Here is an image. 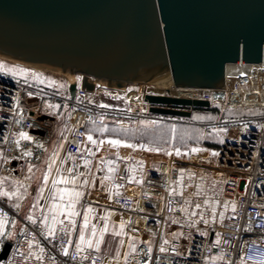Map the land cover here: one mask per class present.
<instances>
[{
  "label": "built area",
  "instance_id": "2783aa9c",
  "mask_svg": "<svg viewBox=\"0 0 264 264\" xmlns=\"http://www.w3.org/2000/svg\"><path fill=\"white\" fill-rule=\"evenodd\" d=\"M232 64L230 80L226 76L222 89L184 88L187 90L178 94L164 93L218 106V118L209 124L153 114L145 100L139 114L134 107L111 110L97 104L96 91L82 89L79 80L74 82L77 89L72 98L71 83L66 89L45 87L15 78L0 68V193L3 179L24 180L30 187L33 171L44 161L52 127H56L58 107L63 106L64 129L51 173L46 174L47 186L63 163L72 176L83 165L90 172L110 174L108 188L89 187L82 205L96 204L125 216L127 232L139 238V248L144 252L143 258L126 264H264V63ZM239 109L263 112L242 118L222 117ZM41 116L48 119L40 120ZM110 118L119 125L144 119L218 127L225 134L216 149L199 144L168 149L134 139L130 143L134 152L158 149L166 156L160 164L145 167L136 155L128 159L114 153L98 157L99 143L88 144V126ZM193 148L200 151L193 152ZM132 179H140V184L134 193H126ZM12 196L0 195V220L4 222L0 251L6 242L12 244L0 264H105L100 251L81 243L76 223L64 220L55 227L54 236H49L41 221L33 224L20 216L10 205Z\"/></svg>",
  "mask_w": 264,
  "mask_h": 264
},
{
  "label": "water",
  "instance_id": "95a60500",
  "mask_svg": "<svg viewBox=\"0 0 264 264\" xmlns=\"http://www.w3.org/2000/svg\"><path fill=\"white\" fill-rule=\"evenodd\" d=\"M0 56L79 76L93 93L168 76L175 87L222 89L227 64L264 63V0H0ZM69 89L74 98L77 84ZM144 100L181 118L192 112L179 107H210L152 92Z\"/></svg>",
  "mask_w": 264,
  "mask_h": 264
},
{
  "label": "rangeland",
  "instance_id": "374dc122",
  "mask_svg": "<svg viewBox=\"0 0 264 264\" xmlns=\"http://www.w3.org/2000/svg\"><path fill=\"white\" fill-rule=\"evenodd\" d=\"M0 62L4 66L3 69L8 74L26 82H32L41 86L52 88H54V86H58L59 89H66L67 85L69 84L68 79L64 78L63 75H57L39 68H33L27 65L17 64L7 59H0ZM232 68L233 65H230V72H232ZM13 69L23 71H16V73L13 74V72L11 71ZM76 78L77 80H79V76H77ZM153 87L158 88L155 86V84H152L150 86L133 84L121 90L99 87L100 91L97 92L94 98H96L97 102H100L108 107L117 108L122 111H129L132 107H134L136 110L135 112L139 114V111L143 110L144 108V92L150 93L151 91L154 94H158L157 92H153ZM146 89L150 91H146ZM164 93L165 92H163L162 94ZM58 108L59 109L56 127H52L50 138L47 141L45 160H47L50 154L53 153L54 147L56 145L59 147L60 137L63 133L64 122L66 117V108L63 106H59ZM231 113L236 114L234 112ZM217 118L218 116H216V114L205 113L199 116L197 119L202 121V124H209ZM200 127L201 128L196 129L187 125L180 126L178 124L174 125L172 123H170L169 125L163 123L159 124L157 122L147 121L144 119L137 120L133 125H119L116 123L115 120L110 118L105 120L102 125L90 129L88 131V136L91 135L93 141H109L113 139L112 137L115 133H122V135L127 137V141L141 139L148 141L155 146L161 145L164 148L168 149L176 146H186L189 143L199 144L203 147L211 149V147L205 145V143L212 141L220 143L222 138L224 137L225 133L224 131H221L222 129L220 128L219 130L216 129L209 131V129L205 128L204 126ZM43 173L44 172L33 173L35 178L33 184H37L44 181L43 177H41L43 176ZM24 182V180L10 182L7 179H3L1 180V191L2 193L8 192L10 195H13L12 199L9 202L15 207L16 210L19 211L22 216H33L32 189L30 187H26V185H24ZM31 184L32 182H30V186ZM17 204H19V208L15 206ZM84 229L85 226L82 225L81 231H83ZM117 229L118 228L115 229L114 233L110 231L111 233L106 234V236L102 239L99 238L98 240H93L95 245L97 241H100V251H102V253L106 257L114 258L117 250H120L122 248L125 241L133 243L130 239H128L130 238L128 234H126L124 231L119 232V230ZM117 233H119V235H117Z\"/></svg>",
  "mask_w": 264,
  "mask_h": 264
},
{
  "label": "crops",
  "instance_id": "0c3cea01",
  "mask_svg": "<svg viewBox=\"0 0 264 264\" xmlns=\"http://www.w3.org/2000/svg\"><path fill=\"white\" fill-rule=\"evenodd\" d=\"M98 91H100V88L96 90L95 96ZM94 101L101 106L104 105L100 102H97L96 98H94ZM105 108L121 111L117 108L108 107V106H106ZM112 138H113L112 140L120 141V144L118 145L110 144L109 141L111 140L109 141L108 140H96L97 143H99V149L96 151V155L98 157L114 153V154H118L123 159H128L131 155H136L138 156V159H140V161L145 163L144 164L145 167L147 165H158L160 164V160L166 158V156L164 155V151L155 149L154 151L150 153L134 152L131 149V147L127 146V145H130L131 141L120 140L117 137H112ZM87 140H88V144L96 142L93 140L90 141L88 139V135H87ZM58 148L59 147L56 145L54 147L53 153L50 154L48 159L45 160L44 158L43 163L39 165L33 172H44L42 174L43 176H41L44 178V175L48 174L49 172L47 170V167H49L50 165L52 166V162L57 156ZM61 178L68 180L69 183H59L56 185V189H60V190L67 189L68 191H80L83 193L82 197L79 199V201L75 205V211L78 213V215L71 217V218H69L67 215V205L69 203L67 197H65L64 200H61L58 195L55 196L54 198H50V193L55 192V189H53V180H58ZM109 178H110V174L104 175L98 171L90 172L89 168L85 165H83L80 168L77 175L72 176L69 172V168L66 163H63L56 170V173L51 181L50 186H47L48 184L45 185L44 181L37 183V184H33V181L35 180L34 175H33L31 177L32 184L30 186V188L32 189V194H33L32 205L37 204L38 192L41 187L44 188L43 196H45V198L39 199L38 207H35V208L33 207V217L35 220H39L43 223V217L47 216L49 225L52 224L53 216H56V219L58 221H64V220L75 221V223L78 225V237L80 238L81 226L84 225V216L85 214H87L89 217L88 225L83 230V233H84L85 241H88V240L92 241L93 248L97 249L93 241L94 239L98 240L99 238H101V233H103L102 238H104L106 234H110L111 232L114 233L116 228H118L117 230H119V232L124 231L126 234H128L130 236V238L128 239H130L133 242V243H129L125 241L122 248L120 250L119 249L117 250L115 257H114L115 259L111 257H106L102 253V251H100V247H99L98 251H100V253L104 256L105 264H125L127 260H140L144 256L143 250H140L139 248L140 240L139 238H135L133 235L127 232L125 228V216L122 213L115 211V210L108 209V208L100 207L96 204H90L87 206L82 205V199L85 196L88 188L95 187L99 189H107ZM73 180H75L74 183L71 182ZM85 181H88V183L85 184ZM139 184H140V179H132L131 182L128 184L125 192L134 193ZM53 204L61 205V209L50 211V209H52ZM11 206L15 208L13 205ZM89 208L92 209L90 213L88 212ZM60 211H62L63 214H58V212ZM20 216L28 220L27 219L28 216H22L21 214ZM122 223L124 224L123 229H121L120 227ZM58 224L59 223H56L55 227ZM93 226L95 227V231H96L95 236L92 235ZM97 227H100V228H97ZM105 227L107 228V231H105ZM83 245L88 246L87 243H83Z\"/></svg>",
  "mask_w": 264,
  "mask_h": 264
},
{
  "label": "snow or ice",
  "instance_id": "6c2138e0",
  "mask_svg": "<svg viewBox=\"0 0 264 264\" xmlns=\"http://www.w3.org/2000/svg\"><path fill=\"white\" fill-rule=\"evenodd\" d=\"M3 67H4L3 65H0V68H3ZM11 71L13 72V74H15L16 71H23V70L13 69ZM34 75H36V74H34ZM37 78H39V77H37ZM102 106L103 107H106L104 105H102ZM221 131H223V130H221ZM21 136L23 138H25V139H28V137H27V135L25 133H21ZM88 139L91 141L92 140V136L89 135L88 136ZM109 143L110 144H113V145H118V144H120V141H118V140H111V141H109ZM127 146L128 147H132V145H127ZM192 151L193 152H198V151H200V149L193 148ZM176 154L177 155H180L179 149L176 150ZM169 155H171V153H169ZM213 155H218V153H213ZM69 171H71V170H69ZM58 172H59V170H58ZM50 173H51V165L49 166V175H50ZM48 178H49L48 175H45L44 178H43L44 179V182H45V185L47 184ZM71 182L74 183L75 180H73ZM59 183H69V181L68 180H65L63 178L58 179V180H53V189H55V192L54 193H50V198H54L55 196L58 195L61 200H64V198L67 197L68 198V201H69V203L67 205V215H68V217L71 218V217H74V216L78 215V213L75 211V205L79 201V199L82 197L83 193L80 192V191H68L67 189H63V190L56 189V185L59 184ZM87 183H88V181H85V184H87ZM43 192H44V188L41 187L39 189V192H38L37 204L33 205L34 208L39 206L38 201H39V199H42L43 198ZM0 195H9V194L8 193H0ZM15 206L17 208H19V204L15 205ZM196 206L199 207V205H196ZM58 209H61V205H59V204H53L52 205V209H50V211H52V210H58ZM91 211H92V209L89 208L88 209V212L90 213ZM58 214H63V212L60 211V212H58ZM27 219L30 220V221H32L33 224L36 223V220L33 218L32 215H29L27 217ZM88 220H89V217H88L87 214H85V216H84V225H85V227H87V225H88ZM43 223H44V227L47 228V230H48V235L49 236H54L56 223H63V221H58L56 219V216H53V218H52V224L49 225V223H48V217L47 216H44L43 217ZM70 223L74 224L75 221H71L70 220ZM120 227H121V229H123L124 228V224L122 223ZM3 228H4V222H3V220H0V234H2ZM105 231H107V228L106 227H105ZM92 235L93 236L96 235V231H95V227L94 226H93ZM117 235H119V233H117ZM102 236H103V233H101V239H102ZM80 240H81V243L82 244L83 243H87L89 247H92V241L91 240L85 241V237H84L83 231H81ZM99 243H100V241H97L96 242L97 250H99ZM165 243H167V241H165ZM77 248L79 250L80 245H77ZM41 251H43V249H41ZM161 251H165V249L163 247H161ZM149 252H151V248H149ZM64 254L65 255L68 254L67 249H64ZM38 259H39V257H38Z\"/></svg>",
  "mask_w": 264,
  "mask_h": 264
},
{
  "label": "trees",
  "instance_id": "16d2710c",
  "mask_svg": "<svg viewBox=\"0 0 264 264\" xmlns=\"http://www.w3.org/2000/svg\"><path fill=\"white\" fill-rule=\"evenodd\" d=\"M231 112H234L236 114H232ZM261 112H263V110H259V109H250V110H245V111L244 110H240V109L239 110H230L227 113H225L222 117L224 119L242 118V117L253 116V115L259 114ZM205 113L216 114V116H218L219 115V107L218 106H212V107H209V108H193L192 109V115H191V117L190 118H185V119L186 120H189V121H192L194 123H201L202 124L203 122L200 121V120H198L197 118L199 116H201L202 114H205ZM214 120H216V119H214ZM157 123H159V124L163 123V124H168V125L170 124V123H167V122H157ZM100 125H102V124H92V125H89L87 130L89 131L90 129L96 128V127H98ZM178 125H180V126L187 125L189 127L196 128V129L201 128L198 125H189V124H178ZM208 129H209V131L216 130V129L219 130V128H217V127H208ZM120 130H123V129H120ZM113 137H117L120 140L127 141L126 140L127 137H125L124 135H122V133H115ZM223 139H224V137L222 138V140H221L220 143H217V142L212 141V142L205 143V145H207V146H209L211 148H218L223 143ZM191 144H195V143H189L186 146L191 145Z\"/></svg>",
  "mask_w": 264,
  "mask_h": 264
},
{
  "label": "bare ground",
  "instance_id": "6f19581e",
  "mask_svg": "<svg viewBox=\"0 0 264 264\" xmlns=\"http://www.w3.org/2000/svg\"><path fill=\"white\" fill-rule=\"evenodd\" d=\"M0 58H2V59H7V58H4V57H2V56H0ZM7 60H10V59H7ZM10 61H12V62H14V63H17V64H23V63H20V62H17V61H13V60H10ZM23 65H26V64H23ZM230 65H233V64H227V66H226V76H227V81H229L230 79H229V77H230V74H231V72H230ZM27 66H30V65H27ZM30 67H33V68H39V67H35V66H30ZM39 69H42V70H46V71H49L50 73H54V74H59V75H63V74H61L59 71H53V70H48V69H43V68H39ZM45 71V72H46ZM63 77L64 78H67L68 79V81H69V83H74V82H76V80H77V78H76V76H74V75H63ZM152 84H155V86L156 87H158V88H154L153 87V92H157L158 94H162L163 92H166V91H168V92H170L171 94H173V93H180V92H182V91H186L187 89H184V88H178V87H175L174 86V84H173V80H172V78L170 77V76H168V77H164V78H161V79H158V80H156V81H154V82H152V83H150V84H148V85H146V86H150V85H152ZM100 87H103V86H101L100 85ZM161 88V89H160ZM148 89H146V91H147ZM148 91H150V90H148ZM151 92V91H150ZM177 93V94H178Z\"/></svg>",
  "mask_w": 264,
  "mask_h": 264
}]
</instances>
